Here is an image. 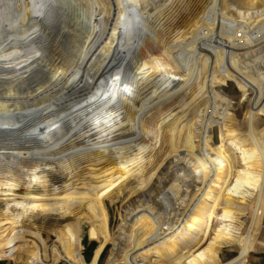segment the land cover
<instances>
[{
  "label": "bare ground",
  "instance_id": "6f19581e",
  "mask_svg": "<svg viewBox=\"0 0 264 264\" xmlns=\"http://www.w3.org/2000/svg\"><path fill=\"white\" fill-rule=\"evenodd\" d=\"M109 245L108 264L264 250V0H0V258Z\"/></svg>",
  "mask_w": 264,
  "mask_h": 264
},
{
  "label": "rangeland",
  "instance_id": "374dc122",
  "mask_svg": "<svg viewBox=\"0 0 264 264\" xmlns=\"http://www.w3.org/2000/svg\"><path fill=\"white\" fill-rule=\"evenodd\" d=\"M234 12H236L234 10ZM181 24L180 26L186 22L182 23V20L179 21ZM239 38L241 37V33L238 34ZM224 94L230 98H232L233 104H236V106L242 108L241 112L244 114L246 110V101L245 99L241 98V94L239 93V89L234 83H228L227 88L223 89ZM240 114V120L243 118V114ZM217 136V141L216 143L219 144V137H218V132H216ZM149 169V168H147ZM126 195H123L121 197L122 200H120V203H114L112 201H108V205L110 207V217L113 222L112 224V229L115 234H118L119 230L123 227L124 222H123V214H124V207L129 201L127 198H125ZM80 215H83L81 213ZM85 228V238H84V249L83 253L85 258L87 259V262H90L95 254L96 249L99 246V242L97 241H92L89 236V230H90V223L87 222L84 226ZM16 236V235H15ZM16 239V237H14ZM17 240V239H16ZM113 249V245H109L106 250L104 251L103 255L101 256L100 263L99 264H108V260L110 258L111 250ZM237 256V251L225 249L224 250V256L223 260L225 263H230L232 262ZM0 264H19L15 260L11 259H4L0 258ZM61 264H68L65 262H62ZM249 264H264V250L259 251L256 254H251L250 259H249Z\"/></svg>",
  "mask_w": 264,
  "mask_h": 264
}]
</instances>
